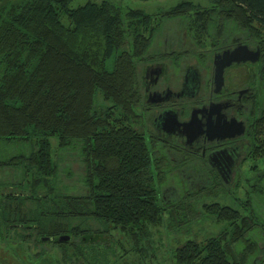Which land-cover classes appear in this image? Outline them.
Wrapping results in <instances>:
<instances>
[{
  "label": "trees",
  "instance_id": "obj_1",
  "mask_svg": "<svg viewBox=\"0 0 264 264\" xmlns=\"http://www.w3.org/2000/svg\"><path fill=\"white\" fill-rule=\"evenodd\" d=\"M71 2L0 0V239L57 245L62 264H118L155 250L167 216L180 226L199 212L217 230L174 248L175 264H264V113L235 183L213 178L193 190L170 175L166 153L153 152L140 126L138 62L158 16L199 28L229 18L264 43V0H184L157 13ZM68 158L83 164L84 193L62 185ZM172 177L180 196L165 197ZM65 234L71 240H43Z\"/></svg>",
  "mask_w": 264,
  "mask_h": 264
},
{
  "label": "flooded vegetation",
  "instance_id": "obj_2",
  "mask_svg": "<svg viewBox=\"0 0 264 264\" xmlns=\"http://www.w3.org/2000/svg\"><path fill=\"white\" fill-rule=\"evenodd\" d=\"M158 18L149 49L138 61L140 126L153 152L166 153L170 175L190 181L189 188L212 185L213 178L228 184L247 162L264 113V43L259 33L229 18L206 28L187 25L182 17ZM243 47L248 52H240ZM216 62H229L222 82L216 81ZM172 115L179 122L192 118V126L185 130ZM180 186L163 188V196Z\"/></svg>",
  "mask_w": 264,
  "mask_h": 264
},
{
  "label": "rangeland",
  "instance_id": "obj_3",
  "mask_svg": "<svg viewBox=\"0 0 264 264\" xmlns=\"http://www.w3.org/2000/svg\"><path fill=\"white\" fill-rule=\"evenodd\" d=\"M88 1L101 2L103 0H72L71 6L77 7L87 3ZM122 7L123 9L133 8L141 9L147 13L164 12L170 7L184 0H109ZM198 2L203 6H209V0H192ZM156 21H160L159 18ZM155 21V22H156ZM167 26L174 25L173 22L168 21ZM145 129V128H144ZM148 131V130H147ZM53 145H57V139H52ZM60 180L62 185L67 188V191L75 193H84V185L82 183V176L84 174L83 164L78 159L68 158L61 163ZM247 169V164L241 167L242 170ZM5 176V175H4ZM12 176V175H10ZM178 175H176L177 178ZM236 177V176H235ZM237 178V177H236ZM236 178H232L229 184H234ZM6 180L7 178L4 177ZM178 180V179H177ZM173 177L165 184L164 188L168 186H177ZM188 181V180H187ZM190 183V181H188ZM188 183V184H189ZM193 190L203 189L202 183L200 186H192ZM10 189H8L9 191ZM180 189L173 195L180 196ZM166 192L168 197L173 195L171 191ZM177 196V197H178ZM209 197L208 201L212 200ZM199 213V212H198ZM195 215L192 221L182 223L180 226L177 222L166 217L164 225L160 228V232H153V241L155 250L151 251L148 248L147 254L144 252H131L124 256L118 264H175L172 259V252L181 243L185 242L188 238L197 237L201 238L209 230H217L216 225L211 218H204L199 214ZM173 224L168 228L167 224ZM114 235L117 240L124 242L127 250H130L132 244L128 239L120 232L115 231ZM5 236V235H4ZM33 239V238H32ZM119 246V245H118ZM119 251V256L124 254L123 251ZM12 255V256H10ZM145 255V258H144ZM147 255V256H146ZM61 253L57 245L51 243H36L35 241H22L20 237L5 236L0 239V264H62Z\"/></svg>",
  "mask_w": 264,
  "mask_h": 264
},
{
  "label": "water",
  "instance_id": "obj_4",
  "mask_svg": "<svg viewBox=\"0 0 264 264\" xmlns=\"http://www.w3.org/2000/svg\"><path fill=\"white\" fill-rule=\"evenodd\" d=\"M244 48L246 49V52H248V49L246 47H243V51H240V52H244ZM225 58L226 57V54L224 55H218L217 58ZM236 58V57H235ZM229 62H216V65H217V68H216V81L218 82H222V78H223V73H224V69L226 67V65H229L228 64ZM195 116V114H194ZM172 119L174 120V122H177L178 123V126H182L185 128V130L192 126V118L189 119L188 121H183V122H179L175 115H172ZM43 240H49V241H54V240H57L59 242H67L69 240H71V236L68 235V234H65V235H61L59 236L57 239L54 238V237H44Z\"/></svg>",
  "mask_w": 264,
  "mask_h": 264
},
{
  "label": "crops",
  "instance_id": "obj_5",
  "mask_svg": "<svg viewBox=\"0 0 264 264\" xmlns=\"http://www.w3.org/2000/svg\"><path fill=\"white\" fill-rule=\"evenodd\" d=\"M10 256H12V255H10Z\"/></svg>",
  "mask_w": 264,
  "mask_h": 264
}]
</instances>
